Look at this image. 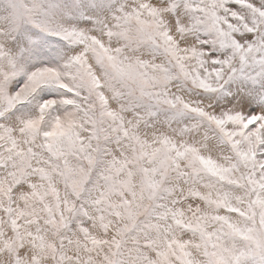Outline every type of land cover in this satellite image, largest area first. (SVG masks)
Returning <instances> with one entry per match:
<instances>
[{
	"label": "snow or ice",
	"instance_id": "6c2138e0",
	"mask_svg": "<svg viewBox=\"0 0 264 264\" xmlns=\"http://www.w3.org/2000/svg\"><path fill=\"white\" fill-rule=\"evenodd\" d=\"M176 6L177 0H173L171 7ZM185 6L196 29L214 36L213 43L220 48L231 50L230 56L221 59L213 54L211 76L216 83L197 76L199 86L208 93L230 97L224 107H234L217 117L177 98L166 101L174 107L180 105L171 118L180 119L188 112L206 121L219 132L235 163L223 176L214 162L199 157L191 146L176 150V157L187 156L190 163L199 161L237 194L193 193L194 198L223 208L224 214L197 212L191 222L178 221L199 237L180 242L169 239L168 229L158 222L180 213L156 203L163 191V177L175 164L174 157L166 156L152 169H142L144 182L136 192L131 173L129 179H118L127 169V161H112L106 171L97 173L104 136L94 119L89 121L92 132L88 141L80 137V124L70 115L49 119L58 103L79 106L82 88L94 94L100 106L107 104L104 85L88 67L89 53L129 88V108L133 107L131 101L155 100L145 91L148 83L144 75L121 59L118 49L113 50L82 25H97L105 37L125 40L132 39L129 26L135 25L138 38L154 40L162 35L156 10L147 5H141L143 13L117 9L120 14H113L112 23L105 24L97 13L111 9L112 0H0V200L17 190V185L23 187L30 176L41 181L38 186L28 185L38 198L41 191L37 188L47 184L52 189L53 175L60 178L73 199L95 193L92 204L104 230L111 227L105 222L106 214L123 221L111 238L101 241L89 237L94 247H107L103 264H200L192 258V247L199 250L202 264H264V0H186ZM144 15L152 19H144ZM167 51L177 56L173 47ZM103 114L121 119L111 111ZM153 115L147 111L138 119ZM140 155L150 161L156 158L155 153ZM156 175L161 180H156ZM115 194L121 196L118 203L111 199ZM63 207L66 212L84 214L72 200L65 199ZM210 225H215L211 231ZM142 233L156 234L157 240L150 245L155 259L141 250L138 237ZM7 243L11 247V242Z\"/></svg>",
	"mask_w": 264,
	"mask_h": 264
},
{
	"label": "clouds",
	"instance_id": "9594fccd",
	"mask_svg": "<svg viewBox=\"0 0 264 264\" xmlns=\"http://www.w3.org/2000/svg\"><path fill=\"white\" fill-rule=\"evenodd\" d=\"M172 3L173 0H112L111 9L97 13L105 24H111L112 15L120 14L117 9L122 8L125 13H143L141 5H147L156 10L158 32L162 34L154 40L138 38L135 25L129 26L131 40L118 36L105 37L102 29L97 30L99 26L82 25L103 39L110 48L118 49L121 59L144 75L148 83L145 91L155 98L154 101L141 98L131 101L133 107L129 108V88L112 77L110 70L97 63L89 53L88 67L104 85L102 91L107 104L100 106L94 94L82 88L79 106L58 103L49 114V119L70 115L79 122L77 131L85 141L89 140L92 132L89 121L94 119L102 128L104 136L97 173L106 171L112 161H127L128 167L119 174L118 179H129L131 173L130 180L136 192L141 191L144 182L142 169H152L159 159L166 156L174 157L175 164L169 167L163 177V191L156 203L180 215H170L158 222L168 229L169 239L188 242L197 241L199 237L193 231H186L178 221L191 222L197 212L209 216L224 214L223 208L210 205L206 199H196L193 193L206 194L210 190L219 193L237 192L228 183L221 182L219 176L208 173L199 161L190 163L187 156L176 157V150H183L186 146L195 148L197 155L214 162L219 175L223 176L228 175L224 170L231 168L235 157L222 142L219 132L206 121L188 112L180 119H172V114L180 105L174 107L166 101L175 102L179 98L181 103L202 108L217 117L232 110L234 105L224 107L230 97L202 90L197 79L199 76L216 83L211 76L215 67L211 60L230 56L231 50L220 48L213 43L214 36L205 35L194 27L192 13L185 6L186 0H177L174 9ZM143 18L152 19L147 15ZM168 47L175 49V58L167 51ZM117 92L119 95H116ZM136 95L139 96V92ZM106 111H111L121 119L117 121L107 117L103 114ZM147 111L155 115L147 120H139L138 116ZM121 129L130 134L126 135ZM142 152L155 153L156 158L150 161L147 156L141 157ZM155 179L161 180V176L156 175ZM29 184L38 186L41 181L36 176H30L23 187L17 185V190L0 200V264H103L102 257L107 253V247H94L89 237L101 241L111 238L115 228L123 221L106 214L105 222H110L111 227L105 231L102 223L96 219L97 212L92 204L95 193H85L80 199H73L55 175L52 176L51 190L47 184L43 189L37 188L41 191L39 198L32 195L33 189L28 187ZM65 199L72 200L84 214L79 211L75 214L66 212L63 207ZM111 199L118 203L121 196L115 194ZM145 202L148 203L147 200ZM9 208L11 212L7 211ZM214 228L215 225H210L209 230ZM156 240L155 233H142L138 237L141 250L153 259L155 253L150 245ZM7 242H11V247ZM189 251L192 258L202 264L203 257L199 250L192 247Z\"/></svg>",
	"mask_w": 264,
	"mask_h": 264
}]
</instances>
